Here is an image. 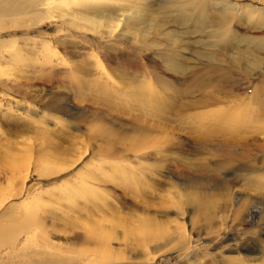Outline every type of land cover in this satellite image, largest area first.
Returning a JSON list of instances; mask_svg holds the SVG:
<instances>
[{"label": "rangeland", "instance_id": "374dc122", "mask_svg": "<svg viewBox=\"0 0 264 264\" xmlns=\"http://www.w3.org/2000/svg\"><path fill=\"white\" fill-rule=\"evenodd\" d=\"M52 1L0 19V264H264V0Z\"/></svg>", "mask_w": 264, "mask_h": 264}, {"label": "bare ground", "instance_id": "6f19581e", "mask_svg": "<svg viewBox=\"0 0 264 264\" xmlns=\"http://www.w3.org/2000/svg\"><path fill=\"white\" fill-rule=\"evenodd\" d=\"M53 2L52 0H0V19L31 14L39 16V21L34 24L37 25L51 18L48 12L55 7Z\"/></svg>", "mask_w": 264, "mask_h": 264}]
</instances>
